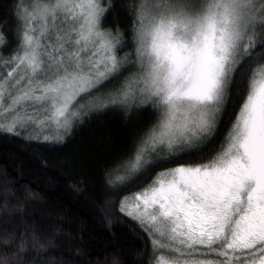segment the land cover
<instances>
[{
    "label": "snow or ice",
    "instance_id": "obj_1",
    "mask_svg": "<svg viewBox=\"0 0 264 264\" xmlns=\"http://www.w3.org/2000/svg\"><path fill=\"white\" fill-rule=\"evenodd\" d=\"M106 2L79 0L72 5L80 9L78 14L71 10L66 14L74 21L71 31L76 39L69 36L66 43L77 49L67 57L57 56L65 48L61 42L50 60L57 61V72L62 74L41 82L39 95L24 92L22 98L47 105L46 120L40 123L66 128L75 115L71 108L77 96L119 79L129 64L137 65L140 72L111 103L122 105L144 97L161 119L144 146L129 158L132 175L123 187L159 164L182 157L205 160L209 155L205 149L221 120L225 115L231 119L229 105L235 108L239 102L215 156L202 164H181L157 173L131 203L127 197L122 201L120 211L149 235L154 252L190 257L184 264H256L255 258L264 264V63L244 67L264 55L257 51L264 49V39L257 40L258 30L264 33V0H153L150 9L141 0L134 9L135 61L117 55L123 41L101 26L113 7L111 3L103 7ZM24 43L30 51L17 59L27 63L35 76L43 64L39 45L34 47L27 33ZM146 153L155 158L146 159ZM25 251L22 243L17 254ZM212 255L219 259L198 258ZM157 264L180 261L161 256Z\"/></svg>",
    "mask_w": 264,
    "mask_h": 264
},
{
    "label": "trees",
    "instance_id": "obj_2",
    "mask_svg": "<svg viewBox=\"0 0 264 264\" xmlns=\"http://www.w3.org/2000/svg\"><path fill=\"white\" fill-rule=\"evenodd\" d=\"M22 3L0 0V38L6 50L22 40ZM108 3L113 7L101 26L119 34L120 53L131 57L134 9L141 0H107L103 6ZM152 3L143 0L146 9ZM260 39L264 33L258 30ZM257 51L264 53V49ZM258 63H264V55L244 67ZM123 74L125 70L119 79L104 81L86 98L90 94L92 101L116 90ZM238 109L239 102L235 108L229 105L231 119L225 115L221 120L205 149L209 153L205 160L182 157L159 164L127 187H123L127 179L117 183L115 179L160 120V113L147 102L81 110L60 139H36L0 128V264H156L158 252L149 235L120 211L124 197L148 187L165 169L210 160L225 143ZM154 158L152 154L150 159ZM16 210L21 214H6ZM22 243L26 251L17 254Z\"/></svg>",
    "mask_w": 264,
    "mask_h": 264
},
{
    "label": "rangeland",
    "instance_id": "obj_3",
    "mask_svg": "<svg viewBox=\"0 0 264 264\" xmlns=\"http://www.w3.org/2000/svg\"><path fill=\"white\" fill-rule=\"evenodd\" d=\"M28 1L29 0H23V6L21 7L23 33L19 45L17 44L14 46L12 50H6L3 40L0 38V128L7 130L9 126L15 125L14 132H26L28 133L27 135L32 136V138L43 140L53 138L60 139V137L70 128L73 119L75 121L76 117L81 114V110L85 109L89 111L95 108H103L112 104L111 102L113 100L118 99V93L122 90V87H127V81L133 78V74H138L140 69L135 64H129V66L124 69L125 74L121 77L117 89L107 93L103 92L104 95L102 97L98 96L96 99L94 98V100L89 101L88 97L91 95L89 94L87 98L86 95L100 87L104 82L96 85V87L92 88L90 92L81 93L77 96L73 107L71 108V112L75 113V115L69 117L70 123L68 127L59 128L54 123H40V121L46 120L44 109L47 108V105L34 99L25 100L22 98V94L28 92L30 95H39L40 92L38 86L42 87L41 82L48 83L53 80L57 74H62V72H57V61L50 60V55L60 46L61 42H65V48L63 52L56 53L57 56L67 57V53L77 49L78 46L66 43L69 36L72 40L76 39V33L71 31L74 26V21L66 14L70 10L73 14H78L80 9L72 8V5L79 3V0H33L31 3ZM65 2L68 4L67 8L64 7ZM57 4L60 5L59 8H57ZM53 13H55V15H53ZM25 33L33 37L34 47L39 45L37 51L39 53V58L43 61L42 70L35 76H32L31 69L27 63L21 64L19 59H17V57H23L26 52L30 51L24 43ZM120 52L121 51H119L118 48L117 55L119 57L127 56L126 54L122 55ZM82 55L89 56L90 53H82ZM131 55L132 56L129 57V59L135 61V53L134 55L131 53ZM65 63H68L67 59H65ZM9 73H11V75H9ZM102 99H104V101ZM144 102H146V98L137 96L134 99H130L126 104L131 103V105H134L142 104ZM30 116L34 118L31 121L28 119ZM61 133L63 134L61 135ZM143 146L144 144L141 148ZM161 153L163 154V152ZM151 155L152 154L146 153L145 158L150 159ZM131 175L132 172L128 165V167L116 177L115 183L120 180H126ZM143 190L136 193H140ZM134 194L127 196V198H129V203L132 202L131 198ZM125 198L126 197H124V199ZM152 237L154 239L159 238L157 235H152ZM200 251L203 252L207 250L201 249ZM161 256H175L176 259L180 261V264H184V261L191 259L190 257L176 256L175 253L167 252V250L158 252L157 258ZM198 258L212 260L219 259L214 255ZM255 259L256 264H260V258Z\"/></svg>",
    "mask_w": 264,
    "mask_h": 264
}]
</instances>
